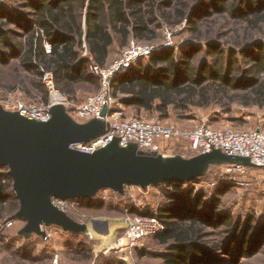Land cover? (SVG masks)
<instances>
[{"label":"trees","instance_id":"16d2710c","mask_svg":"<svg viewBox=\"0 0 264 264\" xmlns=\"http://www.w3.org/2000/svg\"><path fill=\"white\" fill-rule=\"evenodd\" d=\"M13 1L18 8L0 7V65H17V73L24 71L34 77L31 86L46 102L45 73L52 74L58 91L70 100L77 99L82 87L100 90V81L90 67L109 66L115 61V52L125 50L131 40L154 42L164 25H179L187 19L191 31L199 36L202 20L219 17L226 25L236 23L245 28L246 36L236 43V49L252 45L253 35L264 37V0ZM210 49L215 62L223 64V54L214 46ZM193 55L184 52L177 57L168 50L154 53L113 83L114 97L126 109L156 113L163 120L169 118L171 110H184L195 101L203 105L209 97L228 93L246 92L264 100L263 44L242 52L252 69L247 74L254 73L247 83L238 80L230 66L227 72L221 66L213 71L204 65L196 69ZM235 57V52L229 55L231 64ZM145 60L147 65L143 64ZM13 184L9 168H1L0 223L20 210ZM164 184L171 189L169 205L156 212L135 208L129 212L134 217H155L162 226L153 239L166 250L155 254L140 250V256L152 255L162 264H241V256L264 246V226L256 228L251 219L243 226L240 222L234 225L231 214L218 215L215 203L205 209L204 196L193 198V190H185L183 183ZM80 203L90 211L104 208L92 198H82ZM208 227L225 229V240L211 246ZM235 244L238 250H232ZM0 256V264H40L32 254L12 247L0 248Z\"/></svg>","mask_w":264,"mask_h":264},{"label":"rangeland","instance_id":"374dc122","mask_svg":"<svg viewBox=\"0 0 264 264\" xmlns=\"http://www.w3.org/2000/svg\"><path fill=\"white\" fill-rule=\"evenodd\" d=\"M0 7L15 9L18 8V3L13 0H0ZM202 22L199 36L194 35L186 19L179 25H164L162 31L159 32V38L152 43L145 44L161 47L160 51L174 52L177 57L184 52H191L194 54L193 63L196 69L204 65L208 70L213 71L215 66L216 68L221 66L227 72L230 66V69L237 72L238 80L250 82L254 73L247 74L252 69L243 59L242 52L252 50L253 46L259 44L264 45V37L253 35L256 37L252 45L236 49V43H240L246 36L242 25L236 23L226 25L227 22L219 17L208 21L205 19ZM167 32L172 35L170 40L167 38ZM210 46H214L219 54H223L221 57L223 64L215 62L209 53L212 51ZM123 51L115 52V61L121 57ZM232 52L236 53V57L233 59L235 62L231 64L229 55ZM147 63V60L143 62L145 65ZM15 70H17V65L11 68L0 65V100L12 98L22 100L27 104H46L43 96L34 91L31 86L32 80H35L34 77L24 71L17 73ZM263 79L264 76H262V81ZM98 92L99 89L82 87L77 99H69L73 107L67 110V116L72 122L80 127L93 122V119H80L75 113L74 106L80 105ZM46 93L49 99L48 91ZM198 103L201 102L195 101L184 110H171L167 120L161 119L156 113L136 112L121 105L119 118L122 120L140 118L145 121L161 122L183 131H192L202 126H210L214 129L227 128L241 132L254 129L264 131V100L258 99L253 94L228 93L223 97H209L204 102L202 101L203 105H196ZM27 125L32 127L31 124ZM199 156L201 155L192 149L190 143L169 141L147 150L138 148L132 156L134 160L132 165L149 173L154 170L153 162L161 159L182 169ZM127 161H130L129 157L124 162ZM116 163V158L112 159L111 164ZM228 165L229 162L216 156L198 160L193 166L197 175L184 179L182 182L184 189L193 190V198L204 196L205 209L211 208L215 203L218 206L216 209L218 215L231 214L234 225L240 222L243 226L251 219L256 228L263 227L264 169L247 167L245 175L235 176L226 173ZM169 194H171V189L161 182L128 185L123 188L122 192L104 189L90 197L104 206L103 209L95 211L84 209L80 205L82 198L66 199L65 206L59 209L71 226L41 220L39 226L34 227L32 221L21 212L20 207L16 215H8L0 223V248L12 247L17 252L32 254L34 258L40 260V264H162L161 260L152 255L140 256V250L131 257L117 252V247L108 249L103 254L98 253L106 250L113 242L112 245H117V242L124 237V223L129 217H134L129 213L132 208L141 212H156L159 208L169 205ZM53 202H55L54 199ZM102 218H111V220L105 227L90 224L94 236V242H92L86 236L85 225L91 220ZM8 221L13 222L11 227L6 225ZM118 231L122 232L117 235ZM224 232L223 228H206L210 245L222 242L226 238ZM237 247L235 244L232 250H238ZM82 250L85 252L81 253ZM141 250L155 254L164 252L166 248L159 245L153 238H149ZM236 253L235 251L234 254ZM88 256L90 260L86 259ZM219 256L224 260L227 259L225 255ZM240 259L241 264H264V246L259 250H252L249 255L241 256Z\"/></svg>","mask_w":264,"mask_h":264},{"label":"water","instance_id":"95a60500","mask_svg":"<svg viewBox=\"0 0 264 264\" xmlns=\"http://www.w3.org/2000/svg\"><path fill=\"white\" fill-rule=\"evenodd\" d=\"M51 113L50 122L37 123L0 106V168H9L21 212L34 227H38L41 220L71 226L53 204V199L90 198L104 189L122 192L128 185L182 183L185 178L197 175L194 164L207 157H221L229 164L253 167L248 159L214 151L193 159L182 169L156 159L154 170L145 173L132 165V156L138 149L136 145L123 149L116 140L95 153L74 148L75 144H87L104 135L105 122L95 119L80 127L69 119L62 105L54 106ZM106 114L105 108L101 117L105 118ZM127 157L130 161L124 162ZM115 158L117 163L112 165Z\"/></svg>","mask_w":264,"mask_h":264},{"label":"built area","instance_id":"2783aa9c","mask_svg":"<svg viewBox=\"0 0 264 264\" xmlns=\"http://www.w3.org/2000/svg\"><path fill=\"white\" fill-rule=\"evenodd\" d=\"M170 40L171 33L167 32ZM162 48L141 44L131 40L121 57L106 67L92 65L93 74L100 81L98 94L89 97L85 102L75 107V113L80 119H93L105 122L106 133L87 144H75L78 151L95 153L118 140L120 148L127 149L136 145L139 149L147 150L157 144L169 141H186L199 155L221 152L229 157L248 159L252 168L264 169V131L254 129L250 131H234L232 129H214L202 126L192 131H183L175 126L165 125L156 121H145L140 118L122 120L120 116V102L114 97L113 83L144 59H148ZM47 50L50 47L47 45ZM44 85L49 94L46 104H27L22 100L9 98L1 99L0 106L20 117L37 123H48L52 119L51 110L54 106L62 105L66 110L73 107L69 99L56 88L53 76L45 73ZM106 108L105 118L101 117ZM247 167L242 164H229L226 167L228 175L243 176ZM53 204L59 209L65 206L66 200L54 199ZM124 237L117 242V252L133 256L144 247L145 241L158 235L162 226L155 217H129ZM8 227L12 221L6 222ZM113 249V248H112Z\"/></svg>","mask_w":264,"mask_h":264},{"label":"crops","instance_id":"0c3cea01","mask_svg":"<svg viewBox=\"0 0 264 264\" xmlns=\"http://www.w3.org/2000/svg\"><path fill=\"white\" fill-rule=\"evenodd\" d=\"M106 129H107V127H106ZM113 219H114V218H113ZM109 220H111V218H108V219H104V218H102V219H94V220L89 221V222L85 225V233H86V236H87L92 242H94V236H93V233H92V231H91L90 224L93 223V224H95V225H100V226H102V227H105L106 225H108L107 223H108ZM115 220H116V219H115ZM124 224H125V229L123 230V232L127 229V226H128L127 220H126V222H125ZM120 232H122V231H118L117 235H118ZM116 240H117V237H116ZM113 243H114V242H113ZM113 243H112V244H113ZM112 244L109 245V246L106 248V250H103L101 253H98V254H103V253H105L106 251H108V249L111 250L112 248H114L115 245H112Z\"/></svg>","mask_w":264,"mask_h":264},{"label":"bare ground","instance_id":"6f19581e","mask_svg":"<svg viewBox=\"0 0 264 264\" xmlns=\"http://www.w3.org/2000/svg\"><path fill=\"white\" fill-rule=\"evenodd\" d=\"M78 137H79V134L76 135V138H78Z\"/></svg>","mask_w":264,"mask_h":264}]
</instances>
